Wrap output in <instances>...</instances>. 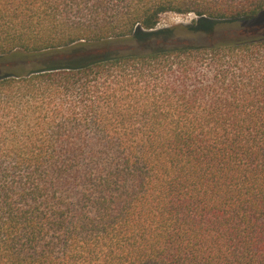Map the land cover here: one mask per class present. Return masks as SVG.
I'll list each match as a JSON object with an SVG mask.
<instances>
[{
	"label": "trees",
	"instance_id": "1",
	"mask_svg": "<svg viewBox=\"0 0 264 264\" xmlns=\"http://www.w3.org/2000/svg\"><path fill=\"white\" fill-rule=\"evenodd\" d=\"M263 12L0 0V264H264Z\"/></svg>",
	"mask_w": 264,
	"mask_h": 264
},
{
	"label": "rangeland",
	"instance_id": "2",
	"mask_svg": "<svg viewBox=\"0 0 264 264\" xmlns=\"http://www.w3.org/2000/svg\"><path fill=\"white\" fill-rule=\"evenodd\" d=\"M193 19H198V17L194 14L168 12L162 16L155 29L168 28L181 24H190L193 22ZM257 33H264V12L253 18L236 21H221L215 25L216 38L248 36ZM184 36L187 37L186 35ZM184 36H182V34H178L173 40H169V42L181 43L184 40L186 41ZM118 46V44L109 45L110 48Z\"/></svg>",
	"mask_w": 264,
	"mask_h": 264
}]
</instances>
